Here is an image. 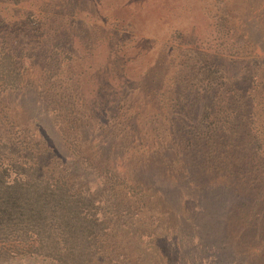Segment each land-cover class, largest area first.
Masks as SVG:
<instances>
[{"label":"rangeland","instance_id":"obj_1","mask_svg":"<svg viewBox=\"0 0 264 264\" xmlns=\"http://www.w3.org/2000/svg\"><path fill=\"white\" fill-rule=\"evenodd\" d=\"M186 48L226 69L255 123L210 143ZM1 49L23 81L0 86V140L31 133L129 202L112 230L129 264H264V0H0Z\"/></svg>","mask_w":264,"mask_h":264},{"label":"trees","instance_id":"obj_2","mask_svg":"<svg viewBox=\"0 0 264 264\" xmlns=\"http://www.w3.org/2000/svg\"><path fill=\"white\" fill-rule=\"evenodd\" d=\"M185 56L194 61L193 87L205 93L204 116L197 126H203L210 143L220 137L212 130L216 126L258 120L251 110L236 117L231 101L239 100L238 88H229L236 99L230 92L225 96L226 69L210 63L200 49L186 48ZM22 81L12 52L1 49L0 86L18 88ZM259 122L264 126V116ZM27 135L28 140H0V261L31 254L56 264H129L112 230L122 223L119 211L130 210L131 204L114 202L109 187L95 191L41 138ZM182 135L189 141L187 131ZM259 140V157L264 158V141Z\"/></svg>","mask_w":264,"mask_h":264}]
</instances>
